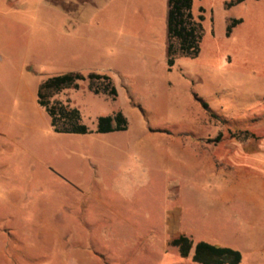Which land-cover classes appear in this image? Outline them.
I'll list each match as a JSON object with an SVG mask.
<instances>
[{
	"label": "rangeland",
	"instance_id": "374dc122",
	"mask_svg": "<svg viewBox=\"0 0 264 264\" xmlns=\"http://www.w3.org/2000/svg\"><path fill=\"white\" fill-rule=\"evenodd\" d=\"M234 1L193 0L200 51L177 56L169 72L165 0H109L81 23L42 0H0V264H194L164 245L176 209L194 241H235L205 214L240 204L213 202L215 179L195 186L190 169L164 156L165 141L195 133V96L231 119L211 122L233 139L251 114L264 129V0ZM231 20L241 23L226 36ZM68 72L107 74L117 90L112 101L84 82L52 99H68L89 134L54 133L36 104L40 83ZM116 112L127 130L96 134L97 119Z\"/></svg>",
	"mask_w": 264,
	"mask_h": 264
},
{
	"label": "crops",
	"instance_id": "0c3cea01",
	"mask_svg": "<svg viewBox=\"0 0 264 264\" xmlns=\"http://www.w3.org/2000/svg\"><path fill=\"white\" fill-rule=\"evenodd\" d=\"M42 1L48 8L63 11L68 16L69 22L81 23L86 22L97 8L109 0ZM165 8L167 16V0H165ZM195 98L200 108V112L194 118L195 133L190 141L187 139L165 141L167 143H164L166 146L164 156L169 158V155H175L173 160L170 158L171 163L180 168L190 169L195 186L200 185V180L204 178L210 182L215 179L218 195L214 197L213 202L232 206L234 203L240 204L239 209L205 214L210 215V218L223 220L225 225L231 227L237 238L231 243L211 240L208 237L194 241L191 232L180 231V220L183 213L176 209L168 211L165 215V248H173L169 246V242L183 235L192 241L193 246L202 242L239 252L241 254L240 264L244 261L243 252H251L260 259V263H264V256L259 254V252H264V129H259L263 125L259 122L261 115H249L244 121L248 124L247 128L238 129L242 134L238 135V139H233L229 129L225 134L215 130V125L211 122L214 116L223 118L225 121L231 119L224 117L221 111L210 108L207 101L196 96ZM201 103L206 104L208 110H205ZM156 143L153 141L152 145ZM168 187L175 191L174 198L178 199L179 183H172ZM192 254L193 251L188 258L191 259Z\"/></svg>",
	"mask_w": 264,
	"mask_h": 264
},
{
	"label": "trees",
	"instance_id": "16d2710c",
	"mask_svg": "<svg viewBox=\"0 0 264 264\" xmlns=\"http://www.w3.org/2000/svg\"><path fill=\"white\" fill-rule=\"evenodd\" d=\"M245 0H235L227 6H233ZM193 0H167L166 16V49L165 58L167 70L170 72L177 56L195 59L200 51L203 37V16L197 18L192 13ZM241 20H231L227 26L229 36L232 29ZM87 83V90L94 95L103 94L115 101L117 90L112 79L107 74L89 72L83 75L78 72H68L45 79L40 83L36 93V104L49 118L51 130L56 134L85 135L91 133L81 124L79 112L70 107V101L53 100L55 96L65 91H78L81 83ZM205 110L206 104L201 103ZM127 121L121 112L97 119L95 133L99 135L124 132ZM169 246L176 248L181 258H188L191 251L192 262L196 264H240L241 254L228 248H219L206 243L193 246L192 241L180 235L169 242Z\"/></svg>",
	"mask_w": 264,
	"mask_h": 264
}]
</instances>
